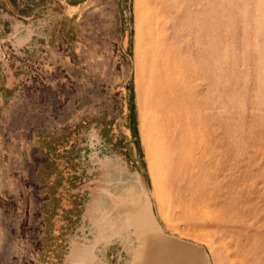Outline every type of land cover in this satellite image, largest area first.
<instances>
[{"label": "rangeland", "instance_id": "obj_1", "mask_svg": "<svg viewBox=\"0 0 264 264\" xmlns=\"http://www.w3.org/2000/svg\"><path fill=\"white\" fill-rule=\"evenodd\" d=\"M145 192L204 264H264V0H5L0 264H94Z\"/></svg>", "mask_w": 264, "mask_h": 264}, {"label": "bare ground", "instance_id": "obj_2", "mask_svg": "<svg viewBox=\"0 0 264 264\" xmlns=\"http://www.w3.org/2000/svg\"><path fill=\"white\" fill-rule=\"evenodd\" d=\"M128 206L131 209L127 221L130 223L129 227L131 225L133 229L132 235H135L139 242L132 264H204L202 256L196 252L195 247L178 242L163 231L155 218L152 201L147 192L141 196L133 193ZM99 212L100 217H105L102 210Z\"/></svg>", "mask_w": 264, "mask_h": 264}, {"label": "crops", "instance_id": "obj_3", "mask_svg": "<svg viewBox=\"0 0 264 264\" xmlns=\"http://www.w3.org/2000/svg\"><path fill=\"white\" fill-rule=\"evenodd\" d=\"M4 1L5 0H0V6H3ZM123 131L125 143H127V136H129V134L126 128ZM109 206L110 205H106V207ZM124 207H126V205H124ZM127 217V215H113L111 217L105 215L103 218L100 216L90 217V219L93 218L91 223L97 226L95 228L98 230V233L95 236L96 243L92 258L88 257L89 261L95 262L94 264H131L132 260L128 261L126 255L128 247L127 228L129 233L132 232V227L131 225V228L129 227L130 223L127 221ZM104 222H106V224ZM107 224L108 226H106ZM95 250L98 252H95ZM76 253L78 254H76L77 264H85L84 256H89L90 253L85 254V248H77Z\"/></svg>", "mask_w": 264, "mask_h": 264}]
</instances>
